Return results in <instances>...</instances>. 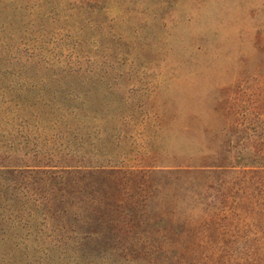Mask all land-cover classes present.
I'll list each match as a JSON object with an SVG mask.
<instances>
[{
    "label": "rangeland",
    "instance_id": "rangeland-1",
    "mask_svg": "<svg viewBox=\"0 0 264 264\" xmlns=\"http://www.w3.org/2000/svg\"><path fill=\"white\" fill-rule=\"evenodd\" d=\"M0 264H264V0H0Z\"/></svg>",
    "mask_w": 264,
    "mask_h": 264
}]
</instances>
